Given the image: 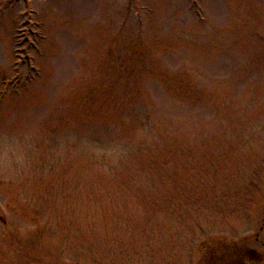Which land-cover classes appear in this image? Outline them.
Returning a JSON list of instances; mask_svg holds the SVG:
<instances>
[{
    "label": "rangeland",
    "instance_id": "obj_1",
    "mask_svg": "<svg viewBox=\"0 0 264 264\" xmlns=\"http://www.w3.org/2000/svg\"><path fill=\"white\" fill-rule=\"evenodd\" d=\"M237 262L264 264V0H0V264Z\"/></svg>",
    "mask_w": 264,
    "mask_h": 264
},
{
    "label": "flooded vegetation",
    "instance_id": "obj_2",
    "mask_svg": "<svg viewBox=\"0 0 264 264\" xmlns=\"http://www.w3.org/2000/svg\"><path fill=\"white\" fill-rule=\"evenodd\" d=\"M252 252H250L249 251V253H247V254H251ZM255 254V253H254ZM216 259V261L218 262V263H220V262H222V260L224 259V257H223V255L221 256V257H217V258H215ZM230 261H233V257H230V260H229V262ZM227 263V262H226ZM239 262H237V264H238ZM240 264V263H239Z\"/></svg>",
    "mask_w": 264,
    "mask_h": 264
}]
</instances>
